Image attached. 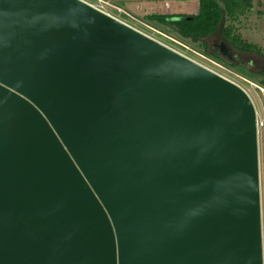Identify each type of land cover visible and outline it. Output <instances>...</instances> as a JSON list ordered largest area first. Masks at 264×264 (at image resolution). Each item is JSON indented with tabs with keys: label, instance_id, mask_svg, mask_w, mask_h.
<instances>
[{
	"label": "water",
	"instance_id": "obj_1",
	"mask_svg": "<svg viewBox=\"0 0 264 264\" xmlns=\"http://www.w3.org/2000/svg\"><path fill=\"white\" fill-rule=\"evenodd\" d=\"M255 123L86 0H0V264H263Z\"/></svg>",
	"mask_w": 264,
	"mask_h": 264
},
{
	"label": "rangeland",
	"instance_id": "obj_2",
	"mask_svg": "<svg viewBox=\"0 0 264 264\" xmlns=\"http://www.w3.org/2000/svg\"><path fill=\"white\" fill-rule=\"evenodd\" d=\"M91 2L97 7L104 8L117 18L122 19L132 27L138 30H142L149 35L155 37L160 42L167 44L168 46L182 52H188L195 58L201 60L202 56H199L194 51L190 50L187 46L193 49L210 55L211 58L216 60L219 64H222L226 68H219L207 62L209 65L216 69L223 71V73L229 78L238 82L241 86L247 89L253 105L258 112L261 119L264 120V91L258 88V85L264 87L262 80L264 79V73L261 72V66H253L255 62L251 59V63L248 64L246 58L251 57L250 52H239V50L232 46L234 51V58L238 59H224L218 61L212 54V44L219 42L220 34L216 32L213 35H208L201 38L199 41H194L189 37H183L171 26L166 25L163 22H159L157 15L160 14H179L181 12L192 14L198 11V0H86ZM264 0H253V7L248 10L245 15H241L239 22L236 25L239 27V32L249 42L256 44L257 46H264V14L258 13L260 4ZM196 10V11H195ZM195 11V12H193ZM212 53V54H210ZM264 54V51L262 52ZM261 56V55H260ZM240 57V58H239ZM228 58V57H227ZM240 76H244L255 86H251L245 79L240 80ZM258 145V165H259V184H260V204H261V224H262V244H263V264H264V125L260 128L259 135L257 137Z\"/></svg>",
	"mask_w": 264,
	"mask_h": 264
},
{
	"label": "trees",
	"instance_id": "obj_3",
	"mask_svg": "<svg viewBox=\"0 0 264 264\" xmlns=\"http://www.w3.org/2000/svg\"><path fill=\"white\" fill-rule=\"evenodd\" d=\"M259 4L260 1L258 2ZM252 5L253 0H198V11L196 13L160 14V16L157 15V20L174 28L178 35L189 37L194 41H199L205 36L219 32L220 40L212 44L214 54L210 53L212 54L211 56L218 61L233 59L234 51L232 46L237 48L239 52H252V56L246 58V61L250 64L251 59L254 61L255 57L253 66H261L260 73H264V54L262 53L264 46H257L249 42L242 36L241 32H239V27L236 25L240 16L245 15L253 7ZM260 6L258 13L264 14V2ZM221 42L231 52L230 56L217 47ZM234 59H238V57ZM261 82L263 84L264 79Z\"/></svg>",
	"mask_w": 264,
	"mask_h": 264
},
{
	"label": "built area",
	"instance_id": "obj_4",
	"mask_svg": "<svg viewBox=\"0 0 264 264\" xmlns=\"http://www.w3.org/2000/svg\"><path fill=\"white\" fill-rule=\"evenodd\" d=\"M87 2H88V1H87ZM89 3L92 4L91 2H89ZM92 5H93L94 7H96V8H98L99 10L101 9V10H103V11L109 13L110 15L116 17L115 15H113L112 13H110L109 11L104 10V8H101V7L99 8V7L95 6L94 4H92ZM116 18H117V17H116ZM118 19H119V18H118ZM121 20H122V19H121ZM134 28H135V27H134ZM143 32H144V31H143ZM145 33H146V32H145ZM147 34H148V33H147ZM148 35H149V34H148ZM150 36H151V35H150ZM151 37H153V36H151ZM153 38H155V37H153ZM155 39H156V38H155ZM157 40H158V39H157ZM186 47H188L190 50L194 51V52H195L196 54H198L199 56H202L203 59L199 60V59L195 58L193 55L189 54L188 52H182V51H181L183 54H185V55L188 56L189 58L193 59L194 61L198 62L199 64H202V65H204L205 67H208L209 69L215 71V72L218 73L219 75H222V76L228 78L229 80H231V81H233L234 83H236L238 86L242 87V88L248 93L247 89H245L244 86H241L238 82H236L235 80H233V79L229 78L228 76H226V75L223 73V71H220V70L216 69L215 67L209 65L207 62H209V63H211L212 65L217 66V67H219V68H226L225 66H223L222 64H219L216 60H214L213 58H211L210 55H208V54H204L203 52H199V51H197V50H195V49H193L192 47H189V46H187V45H186ZM177 51H178V50H177ZM179 52H180V51H179ZM239 78H240V80L243 78V79H245L246 81H248V83H249L251 86H255V85L252 83L253 81L247 79L246 77H244V76H240ZM258 88H259L260 90L262 89V90L264 91V87H263V86L258 85ZM248 94H249V93H248ZM249 96H250V95H249ZM255 125H256V127H257V136H258V135H259V132H260V128L264 125V120L261 119V118L259 117L257 110H256V123H255Z\"/></svg>",
	"mask_w": 264,
	"mask_h": 264
},
{
	"label": "flooded vegetation",
	"instance_id": "obj_5",
	"mask_svg": "<svg viewBox=\"0 0 264 264\" xmlns=\"http://www.w3.org/2000/svg\"><path fill=\"white\" fill-rule=\"evenodd\" d=\"M217 47L221 48V47H220V44H219Z\"/></svg>",
	"mask_w": 264,
	"mask_h": 264
},
{
	"label": "clouds",
	"instance_id": "obj_6",
	"mask_svg": "<svg viewBox=\"0 0 264 264\" xmlns=\"http://www.w3.org/2000/svg\"><path fill=\"white\" fill-rule=\"evenodd\" d=\"M248 79V78H247ZM248 94V93H247ZM249 95V94H248ZM250 97V96H249ZM251 98V97H250ZM258 137V136H257Z\"/></svg>",
	"mask_w": 264,
	"mask_h": 264
},
{
	"label": "crops",
	"instance_id": "obj_7",
	"mask_svg": "<svg viewBox=\"0 0 264 264\" xmlns=\"http://www.w3.org/2000/svg\"><path fill=\"white\" fill-rule=\"evenodd\" d=\"M196 11V10H195ZM195 11H193V12H195Z\"/></svg>",
	"mask_w": 264,
	"mask_h": 264
}]
</instances>
